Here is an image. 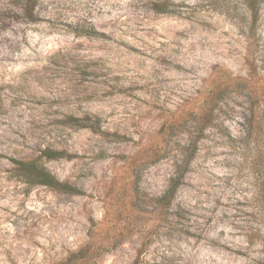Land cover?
<instances>
[{
  "label": "rangeland",
  "instance_id": "374dc122",
  "mask_svg": "<svg viewBox=\"0 0 264 264\" xmlns=\"http://www.w3.org/2000/svg\"><path fill=\"white\" fill-rule=\"evenodd\" d=\"M13 1L0 0V264H262L247 234L263 143L246 146L234 85L251 80L264 107V2L252 30L240 0H40L35 20ZM38 156L77 191L27 183L11 159Z\"/></svg>",
  "mask_w": 264,
  "mask_h": 264
},
{
  "label": "trees",
  "instance_id": "16d2710c",
  "mask_svg": "<svg viewBox=\"0 0 264 264\" xmlns=\"http://www.w3.org/2000/svg\"><path fill=\"white\" fill-rule=\"evenodd\" d=\"M15 2H19L22 7V11L24 15L29 20H35V9L39 3L40 0H14ZM13 1V2H14ZM243 5L246 8L247 14L249 16V22L250 26L249 28L254 30L257 26V23L260 18L261 13V5L264 2V0H240ZM151 8L153 11L157 13H176V3L174 0H151L150 2ZM216 3V0H215ZM260 67V65L257 64V58L255 54V58L251 63L252 70H256ZM262 67V66H261ZM235 89L240 92H245V100H244V123H245V130H244V140L246 143V146H249L253 141L254 148L255 146L258 147L263 143V148H259V153L262 159L263 153H264V107L261 105L260 98L257 94L256 87L254 86L253 82L249 79H243V78H236L235 79ZM225 90L221 91L217 97L211 98L210 101H206L205 108L209 107L207 111V115L204 116V120H206V123L203 125L200 124L201 122L197 120L194 121V124L192 127L194 128L195 132L200 134L203 133L205 130L207 123L212 121V116L214 113V107H215V100L217 98H221L222 95H224ZM174 128V127H173ZM175 129V128H174ZM177 129V128H176ZM262 138L259 140L258 138ZM261 142V143H260ZM198 142L197 140H191L188 145L186 146L187 153L184 155V162L187 164L192 157L194 156V153L198 149ZM162 149L157 148L155 151V155H157V159L154 161H157L160 158L159 152H161ZM49 158H55L57 157V152L49 151V154H47ZM12 162L15 164L16 170L25 178V181L32 185H46L49 187H52L58 191L68 192V193H74L77 191L75 187L72 185L65 183L61 180H59L53 173H51L40 161V156L29 159V160H18L15 158L11 159ZM182 160V161H183ZM182 174V173H181ZM180 174V175H181ZM180 175L173 177L171 179V184L168 187L167 191L158 199H156V207L159 206V203H170L172 200V197L175 194L177 184L175 183V180L180 178ZM254 218L256 221L255 227H252L248 230V237H249V243L253 244L256 241H260L262 244V258L260 259V263L264 264V184L260 188V190L257 192V195L255 197V203H254ZM72 261V258H70L67 263H61V264H69Z\"/></svg>",
  "mask_w": 264,
  "mask_h": 264
}]
</instances>
